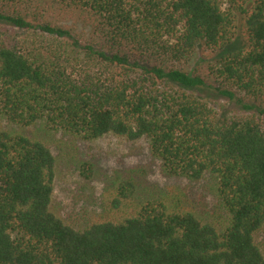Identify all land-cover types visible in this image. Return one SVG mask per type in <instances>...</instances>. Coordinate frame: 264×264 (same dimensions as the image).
<instances>
[{
	"label": "trees",
	"instance_id": "16d2710c",
	"mask_svg": "<svg viewBox=\"0 0 264 264\" xmlns=\"http://www.w3.org/2000/svg\"><path fill=\"white\" fill-rule=\"evenodd\" d=\"M59 134L86 179L76 144L116 135L206 195L130 170L66 218ZM262 232L264 0H0V264H264Z\"/></svg>",
	"mask_w": 264,
	"mask_h": 264
},
{
	"label": "rangeland",
	"instance_id": "374dc122",
	"mask_svg": "<svg viewBox=\"0 0 264 264\" xmlns=\"http://www.w3.org/2000/svg\"><path fill=\"white\" fill-rule=\"evenodd\" d=\"M226 108L238 110L231 103H226ZM41 128L40 125L31 126L26 128V132L44 135ZM45 137L49 139L54 153L59 155L54 203L66 218L89 215L108 217L110 213L106 209L114 191L116 176H123L130 170L143 171L145 185L150 190L187 192L196 205L206 195L203 182L166 178L161 171L160 162L150 154L146 140L129 141L124 137L107 135L91 142L77 143L79 157L94 164V175L86 179L69 161L67 153L71 152L69 146L74 148L73 143L60 134ZM59 145L62 150L58 148ZM257 240L264 248V232L258 235Z\"/></svg>",
	"mask_w": 264,
	"mask_h": 264
}]
</instances>
